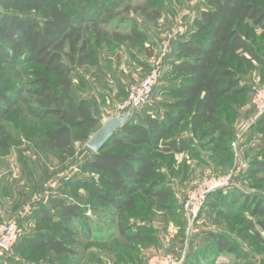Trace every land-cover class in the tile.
Here are the masks:
<instances>
[{"label":"rangeland","instance_id":"obj_1","mask_svg":"<svg viewBox=\"0 0 264 264\" xmlns=\"http://www.w3.org/2000/svg\"><path fill=\"white\" fill-rule=\"evenodd\" d=\"M57 1L72 11L67 0ZM82 1L93 11L98 10L93 4L96 0ZM112 1L111 10L94 20L102 32L94 42L97 63L75 66L71 73L76 99H87L101 122L129 111L121 108L128 86L151 71L158 72L159 84L180 78V74L168 73L171 61L184 57L177 52V41L195 34L194 19L206 6L205 0ZM0 9L30 11L40 18L48 13L44 5L13 0H0ZM244 31L264 59V28L247 21ZM92 32L94 41L96 31ZM134 32L142 33L143 38H134ZM232 66L243 90L224 95L216 105L233 127L231 137L223 140L217 134L206 135L204 127L194 129L191 114H185L168 136H184L192 141L190 146L181 153L158 149L152 154L158 162L154 178L169 190V196L160 200L138 194L137 207L121 214L93 210V206L104 202L78 185L80 179L96 174L92 169H81L84 159L93 153L86 144L89 138L75 141L73 149L66 151L44 137L50 127L44 120L18 111L1 120L11 137L10 146L0 148V223L14 222L20 240L0 258V264H150L151 257H170L175 264H264V232L257 224L261 216L255 215L252 208H244L241 197V193H247L264 203V166L247 174L255 160L264 163L263 113H258L252 102L254 90L264 86V70L252 61ZM17 69L10 68L5 78L12 75L11 82L25 81L26 75ZM55 89L59 90L57 86ZM168 101L170 97L156 89L150 101L137 109L139 120H145L148 113L157 112ZM231 169L237 172L223 189L222 199L216 196L217 190L211 192L189 228L184 209L187 193L201 181L225 175ZM228 189L237 195L230 193L228 198ZM58 198L78 203L90 217L89 222L81 220L70 225L79 234L72 255H58L46 246L33 248L22 240L24 234L55 233L47 222L33 217L39 207L58 213L52 206V200ZM121 228L125 234L120 233ZM138 230L142 231L139 239L128 238L130 232L134 235ZM216 233L230 240L234 251L218 252L211 237Z\"/></svg>","mask_w":264,"mask_h":264},{"label":"trees","instance_id":"obj_2","mask_svg":"<svg viewBox=\"0 0 264 264\" xmlns=\"http://www.w3.org/2000/svg\"><path fill=\"white\" fill-rule=\"evenodd\" d=\"M13 1L44 5L48 13L40 18L30 11L0 9V148L7 149L11 137L1 120L18 111L46 121L50 126L44 132L47 141L70 151L75 141L87 140L101 122L92 113L87 99H76L71 73L75 66L97 63L94 42L102 32L97 29L95 16L110 11L114 1H94L96 11L82 0H67L72 11L57 0ZM205 1L206 6L194 19L195 34L177 41V52L184 57L169 65V75L180 74V78L167 84L158 81L154 88L153 93L158 89L170 101L157 112L148 113L145 120H139V108L129 109L130 116L123 126L103 148L90 153L82 162L83 171L92 169L96 174L80 179L78 185L91 197L104 202L99 207L93 206V210L121 214L137 207L138 194L160 200L169 196V190L154 178L158 175V162L152 154L158 149L181 153L190 146L192 141L184 136H168L185 119V114H191L194 129L204 127V134H217L223 140L231 137L233 127L216 105L224 95L243 90L233 63L252 61L264 70V59L244 31L247 21L264 28V0ZM91 29L96 31L94 41ZM143 36L140 32L133 33L136 39ZM15 67L26 75L25 81L11 82L12 75L5 78L6 72ZM55 85L59 90L56 91ZM263 166V162L255 160L247 174ZM230 189L225 196L237 195ZM223 193L221 189L215 194L222 199ZM241 197L244 208H252L255 215L261 216L257 224L264 232V203L247 193H241ZM52 206L58 213L39 207L33 218L47 222L63 239L55 233L39 232L24 234L22 240L33 248L46 246L58 255L75 254L73 246L79 234L70 225L81 220L89 222L90 217L76 202L58 198L52 200ZM120 233L125 234L124 228ZM141 233V230L134 235L130 232L128 238L139 239ZM211 237L218 252L234 251L230 240L218 233ZM19 240L20 236L13 247Z\"/></svg>","mask_w":264,"mask_h":264},{"label":"built area","instance_id":"obj_3","mask_svg":"<svg viewBox=\"0 0 264 264\" xmlns=\"http://www.w3.org/2000/svg\"><path fill=\"white\" fill-rule=\"evenodd\" d=\"M158 72L151 71L138 83H132L128 86L127 97L122 105V109H136L146 105L152 95L155 86L158 83ZM253 105L258 113L264 112V86L257 87L253 92ZM236 169H231L228 173L221 176L201 181L193 190L189 191L184 201V209L188 217L189 228L194 223L201 208L205 204L208 195L216 190L225 189L231 183ZM19 238V229L14 222L0 223V257L9 253ZM150 264H175L170 257L160 259L151 257Z\"/></svg>","mask_w":264,"mask_h":264},{"label":"water","instance_id":"obj_4","mask_svg":"<svg viewBox=\"0 0 264 264\" xmlns=\"http://www.w3.org/2000/svg\"><path fill=\"white\" fill-rule=\"evenodd\" d=\"M129 116L130 111H127L105 119L101 126L89 137L86 143L87 146L93 152H98L114 135L115 131L123 126Z\"/></svg>","mask_w":264,"mask_h":264},{"label":"crops","instance_id":"obj_5","mask_svg":"<svg viewBox=\"0 0 264 264\" xmlns=\"http://www.w3.org/2000/svg\"><path fill=\"white\" fill-rule=\"evenodd\" d=\"M111 117H112V116H111ZM105 119H107V118H105ZM105 119H103L102 122H103ZM102 122H101V123H102Z\"/></svg>","mask_w":264,"mask_h":264}]
</instances>
